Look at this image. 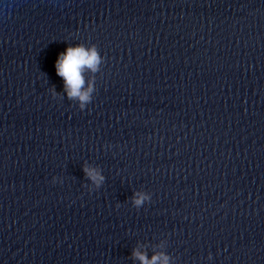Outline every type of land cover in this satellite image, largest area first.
<instances>
[{
    "label": "water",
    "instance_id": "95a60500",
    "mask_svg": "<svg viewBox=\"0 0 264 264\" xmlns=\"http://www.w3.org/2000/svg\"><path fill=\"white\" fill-rule=\"evenodd\" d=\"M77 44L103 57L84 108L55 67ZM136 248L264 264V0H0V264Z\"/></svg>",
    "mask_w": 264,
    "mask_h": 264
},
{
    "label": "clouds",
    "instance_id": "9594fccd",
    "mask_svg": "<svg viewBox=\"0 0 264 264\" xmlns=\"http://www.w3.org/2000/svg\"><path fill=\"white\" fill-rule=\"evenodd\" d=\"M103 57L93 44L85 47L83 44L75 46L69 45L64 52H61L57 58L55 67L57 75L63 78L64 88L69 99H78L80 107L84 108L85 104L91 100V93L94 90L93 84L90 82L87 89H84L85 79L84 71L91 70L93 73L99 70V66ZM55 93V89H52ZM87 177H89L97 186H99L104 177L98 170L87 165L84 167ZM150 197L145 192H136L133 202L136 207H141ZM132 255L138 259L141 264H169V257L165 253L153 254L151 259L147 254L139 248L133 249Z\"/></svg>",
    "mask_w": 264,
    "mask_h": 264
}]
</instances>
